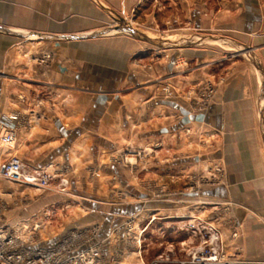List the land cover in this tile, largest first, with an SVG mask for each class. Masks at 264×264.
Listing matches in <instances>:
<instances>
[{
    "label": "crops",
    "instance_id": "0c3cea01",
    "mask_svg": "<svg viewBox=\"0 0 264 264\" xmlns=\"http://www.w3.org/2000/svg\"><path fill=\"white\" fill-rule=\"evenodd\" d=\"M11 116L0 163L69 181L58 193L0 179V228L31 248L97 228L96 264H193L199 238L179 218H198L219 223L226 257L264 264V0H0V121ZM161 187L178 197L155 201ZM16 192L29 201L15 206ZM150 217L137 253L123 225L136 218L134 237Z\"/></svg>",
    "mask_w": 264,
    "mask_h": 264
},
{
    "label": "built area",
    "instance_id": "2783aa9c",
    "mask_svg": "<svg viewBox=\"0 0 264 264\" xmlns=\"http://www.w3.org/2000/svg\"><path fill=\"white\" fill-rule=\"evenodd\" d=\"M212 92V86L208 85L199 99L208 100ZM15 121L16 116L0 121V142L3 147H11L14 141V127L11 122ZM0 179L40 190H48L54 186L58 193H65L69 184L65 178L58 179L49 172L29 169L17 156H10L0 163ZM151 196L157 202H170L178 197L165 187H161L157 192L152 191ZM124 201L122 197L117 203ZM154 220V217H150L143 228H138L134 237L136 218L125 221L123 232L138 246L137 253L145 231ZM179 220L185 221L182 222L179 231L199 238L198 247L190 255L193 264H243L240 260L225 256L219 223H209L198 218L181 217ZM97 235V228L82 229L63 235L55 245L48 248H31L32 241L30 237L23 235L22 230L3 227L0 228V264H96L102 254V245L97 242ZM233 236L235 234H232ZM168 259V255L161 256L151 264L167 263Z\"/></svg>",
    "mask_w": 264,
    "mask_h": 264
},
{
    "label": "rangeland",
    "instance_id": "374dc122",
    "mask_svg": "<svg viewBox=\"0 0 264 264\" xmlns=\"http://www.w3.org/2000/svg\"><path fill=\"white\" fill-rule=\"evenodd\" d=\"M131 28L133 29V30H135L132 26H131ZM135 31H137V32H139L140 33V35H142V36H144V37H146V38H148V39H151V40H154L155 42L156 41H159V40H156V39H152V36L151 35H153V34H150V33H142V32H140V31H138V30H135ZM210 41H214V42H218L217 40H215V39H212V40H210ZM199 45H202L203 47H210L211 45H214V44H211V43H209V44H206L205 45V42L203 41V42H200V44ZM211 47H213V46H211ZM131 152H133L134 150H130ZM130 152V153H131ZM68 183H69V181H68ZM2 182H0V188H2ZM2 190V189H1ZM5 190V189H4ZM4 190H2V191H4ZM17 193V197H16V199H15V201H14V204H15V206H21V205H24V204H26L28 201H29V198L28 197H23V196H21L19 193L20 192H16ZM20 196H19V195ZM24 195V194H23ZM10 209L8 208V205L6 204V202H5V198H1L0 197V221H2L3 222V224L5 223L4 221H6V216H7V214L9 213L8 211H9ZM148 221V220H147Z\"/></svg>",
    "mask_w": 264,
    "mask_h": 264
},
{
    "label": "water",
    "instance_id": "95a60500",
    "mask_svg": "<svg viewBox=\"0 0 264 264\" xmlns=\"http://www.w3.org/2000/svg\"><path fill=\"white\" fill-rule=\"evenodd\" d=\"M126 30H127L129 33H131L132 35H134L135 37H137L138 39L142 40V41L150 42V43H151V42H155V41H153V40H151V39H148V38H146V37H144V36L138 34L135 30H133V29L130 28V27H127ZM204 40H205V39H204ZM184 118H185V117H184ZM201 118H202V117H200V116H197V117H195V116H189V117H186V118H185V121H184V122L188 123V122H190V121H200Z\"/></svg>",
    "mask_w": 264,
    "mask_h": 264
}]
</instances>
